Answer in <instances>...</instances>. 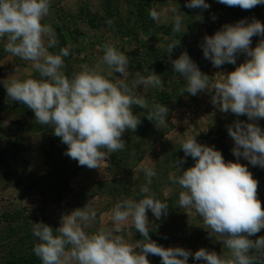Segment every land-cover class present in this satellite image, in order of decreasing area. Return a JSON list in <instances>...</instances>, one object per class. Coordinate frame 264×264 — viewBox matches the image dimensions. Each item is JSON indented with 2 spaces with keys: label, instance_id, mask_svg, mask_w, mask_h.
Listing matches in <instances>:
<instances>
[{
  "label": "clouds",
  "instance_id": "clouds-1",
  "mask_svg": "<svg viewBox=\"0 0 264 264\" xmlns=\"http://www.w3.org/2000/svg\"><path fill=\"white\" fill-rule=\"evenodd\" d=\"M219 3L242 10L264 5V0H218ZM188 8L208 9L206 0H187ZM174 32L181 31L182 17L173 8ZM50 12V0H0V39L6 38L4 50L21 60L29 61L39 73V79H5L3 86L10 101L20 102L34 113L36 122L50 126L53 134L67 145L65 155L79 166L100 169L111 154L122 151L126 131L135 132L141 119L133 112L138 106L147 111L146 118L157 128L167 125L169 109L153 101L151 104L136 89L160 88L161 77L155 72L145 77L135 73L131 84L124 79L112 80L94 67L85 66L71 78L62 70L64 57L70 54V45L49 51L58 45L54 29L42 23ZM150 17L159 14L150 10ZM196 19L203 21L202 16ZM215 19V16H213ZM109 24L112 22L109 20ZM261 39L251 47L252 38ZM180 45L173 40L167 56ZM204 58L213 67L228 63L236 65L237 55L247 59L212 82L201 72L187 51L171 59L174 72L186 81L181 95L195 96L212 92L211 103L221 112L247 116V121L235 120L227 126L234 141L232 154L237 161H225L214 146L197 142L188 136L180 148L184 158L173 166L180 172L169 174V180L178 184V208L195 212L210 237L222 243L223 255L203 247L192 253L182 247L165 248L150 238L148 211L159 220L168 214L169 204L157 199L151 192L154 167L141 165L139 171L147 183L140 187L142 198H125L111 210V226L94 232L85 231L97 218L90 203L61 216L59 227L44 222L33 223L32 234L38 238L33 252L42 264H150L149 255L158 256L162 264H188L189 256L204 264H264V236L252 239L264 229V207L258 199V180L249 168L239 163L243 157L251 165L264 168V129L256 121L264 119V23L252 18L235 24H225L213 35H205L200 45ZM100 63L112 73L129 75V59L112 44L103 45ZM194 165L184 168L187 157ZM131 224L143 239L130 243L124 238V226Z\"/></svg>",
  "mask_w": 264,
  "mask_h": 264
},
{
  "label": "rangeland",
  "instance_id": "rangeland-1",
  "mask_svg": "<svg viewBox=\"0 0 264 264\" xmlns=\"http://www.w3.org/2000/svg\"><path fill=\"white\" fill-rule=\"evenodd\" d=\"M186 3L187 0H50L49 15L42 23L50 25L58 39V45L49 51L57 53L59 48L71 46L62 69L69 78L88 66L109 79H124L129 84L137 71L145 77L153 71L163 81L160 88L140 87L134 91L149 104L155 101L168 107L167 125L157 128L146 118V110L134 106L133 112L141 123L135 132L123 134L124 150L111 154L100 169L79 166L65 155L67 145L53 134L50 126L40 125L31 109L8 99L3 86L5 79L40 77L31 62L6 52V38L0 39V264H5L8 255L14 252L34 254L38 238L32 234L33 223L44 222L55 229L62 215L88 203L97 212V218L85 231L91 233L111 226V210L117 202L142 198L139 190L147 181L139 171L141 165L155 168L157 175L152 178L150 190L157 199L169 204L168 214L159 220L148 211L149 228L155 229L150 231V238L165 248L182 247L192 253L201 247L221 255L227 251L222 243L209 236L194 210L178 208L179 192L183 189L169 180V174H180L173 164L184 158L180 144L188 136L214 146L225 161L236 162L238 158L232 154L234 141L227 126L237 119L248 118L221 112L211 103L212 92L181 95L186 81L174 72L170 60L187 51L212 82L223 79L224 74L233 71L247 57L241 53L236 57V65L213 67L200 47L204 36L242 19L255 18L264 23V5L249 12L218 0H206L208 9L188 8ZM173 8L182 17L180 32L173 31ZM150 10L157 11L159 18L152 19ZM198 16L203 17L202 22L196 19ZM178 39L180 45L169 58L168 45ZM260 39L254 36L251 47ZM106 43L127 55L129 75H108L110 69L100 63ZM256 123L264 129V119ZM194 163L189 156L183 167ZM239 163L246 165L258 180V199L264 207V168L251 165L243 157ZM122 234L130 243L143 239L130 223L124 226ZM261 236L264 229L251 238ZM148 259L150 264H162L158 256L149 255ZM188 264L204 262L189 256Z\"/></svg>",
  "mask_w": 264,
  "mask_h": 264
},
{
  "label": "trees",
  "instance_id": "trees-1",
  "mask_svg": "<svg viewBox=\"0 0 264 264\" xmlns=\"http://www.w3.org/2000/svg\"><path fill=\"white\" fill-rule=\"evenodd\" d=\"M256 8V7H254ZM254 8H252L251 10H253ZM251 10H247V11H251ZM57 30L59 31V34L62 33V29H59V27L57 28ZM9 257H7V262H5V264H40L41 261L40 259L35 256V254H30V253H26L25 254H21V253H11L8 255Z\"/></svg>",
  "mask_w": 264,
  "mask_h": 264
}]
</instances>
